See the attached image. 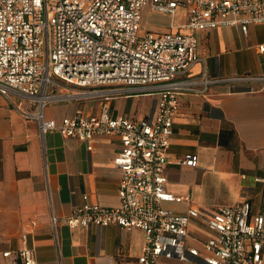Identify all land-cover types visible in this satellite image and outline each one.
<instances>
[{"label": "built area", "instance_id": "built-area-1", "mask_svg": "<svg viewBox=\"0 0 264 264\" xmlns=\"http://www.w3.org/2000/svg\"><path fill=\"white\" fill-rule=\"evenodd\" d=\"M144 8L169 17L182 11L184 22H171L165 32L145 30ZM259 23L264 0H0V95L22 117L37 120L41 135L58 131L84 141L88 151L96 136L120 137L112 160L121 171L119 205L100 206L83 195L63 223L70 229L115 224L142 230L138 264H264V203L256 212L248 200L209 212L195 205L183 213L165 207L181 200L167 190L165 174L177 96L258 79L211 78L204 68L193 75V65L203 64L195 33L237 26L245 35ZM148 91L159 95L150 118L110 114L111 97ZM83 100H98L97 112L44 118L47 105ZM197 160L188 153L179 164L196 167ZM193 221L205 227L204 239L190 236ZM2 256L0 264H36L26 247Z\"/></svg>", "mask_w": 264, "mask_h": 264}, {"label": "crops", "instance_id": "crops-1", "mask_svg": "<svg viewBox=\"0 0 264 264\" xmlns=\"http://www.w3.org/2000/svg\"><path fill=\"white\" fill-rule=\"evenodd\" d=\"M153 23L142 27L169 31V16L148 8ZM181 17L184 13L180 11ZM196 75L204 68L211 78L256 77L209 86L205 94L180 93L167 150L166 188L179 202L165 207L183 213L190 205L204 211L248 200L253 211L264 203V23L197 31ZM157 92L122 93L111 97L114 117L150 118ZM98 100L47 105L45 119L59 121L77 111L91 115ZM92 150L58 131L39 132L35 119L22 117L0 95V262L4 251L32 249L36 264H138L144 246L140 229L111 224L70 229L60 219L70 215L86 195L90 203L117 207L121 171L113 157L121 149L117 135L96 136ZM197 155L196 167L179 164L185 154ZM262 179L263 181H259ZM59 219L55 224L51 218ZM196 240L207 235L196 221L189 227ZM168 264H176L170 262Z\"/></svg>", "mask_w": 264, "mask_h": 264}, {"label": "rangeland", "instance_id": "rangeland-1", "mask_svg": "<svg viewBox=\"0 0 264 264\" xmlns=\"http://www.w3.org/2000/svg\"><path fill=\"white\" fill-rule=\"evenodd\" d=\"M181 12L180 11H177V13L172 16V17H169V24L172 22L174 25H179L181 23L184 22V18L181 17ZM142 16L144 17V20L145 22H147V24H151L153 23L154 19H153V16L152 14H148V13H143Z\"/></svg>", "mask_w": 264, "mask_h": 264}]
</instances>
